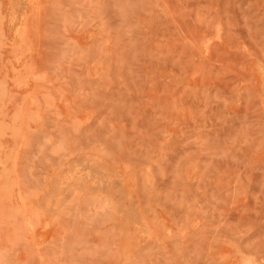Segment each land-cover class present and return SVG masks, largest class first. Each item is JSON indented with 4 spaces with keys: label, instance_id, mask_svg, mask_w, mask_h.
Listing matches in <instances>:
<instances>
[{
    "label": "rangeland",
    "instance_id": "rangeland-1",
    "mask_svg": "<svg viewBox=\"0 0 264 264\" xmlns=\"http://www.w3.org/2000/svg\"><path fill=\"white\" fill-rule=\"evenodd\" d=\"M0 264H264V0H0Z\"/></svg>",
    "mask_w": 264,
    "mask_h": 264
}]
</instances>
